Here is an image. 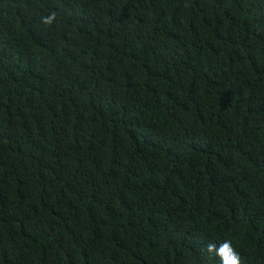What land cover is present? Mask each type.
Returning <instances> with one entry per match:
<instances>
[{"label": "trees", "instance_id": "16d2710c", "mask_svg": "<svg viewBox=\"0 0 264 264\" xmlns=\"http://www.w3.org/2000/svg\"><path fill=\"white\" fill-rule=\"evenodd\" d=\"M225 240L264 264V0H0V264Z\"/></svg>", "mask_w": 264, "mask_h": 264}, {"label": "clouds", "instance_id": "9594fccd", "mask_svg": "<svg viewBox=\"0 0 264 264\" xmlns=\"http://www.w3.org/2000/svg\"><path fill=\"white\" fill-rule=\"evenodd\" d=\"M54 19L55 16L53 14L52 16L43 17L42 22L50 25ZM207 251H215V253L221 258L222 264H240V256L232 248L231 241L229 240H225L218 248L215 244H209L207 246Z\"/></svg>", "mask_w": 264, "mask_h": 264}]
</instances>
